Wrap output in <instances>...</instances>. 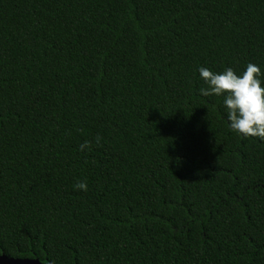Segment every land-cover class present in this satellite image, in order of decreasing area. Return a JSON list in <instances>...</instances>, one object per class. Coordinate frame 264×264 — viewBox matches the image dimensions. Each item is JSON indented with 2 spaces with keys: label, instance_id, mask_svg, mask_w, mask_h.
I'll return each mask as SVG.
<instances>
[{
  "label": "trees",
  "instance_id": "trees-1",
  "mask_svg": "<svg viewBox=\"0 0 264 264\" xmlns=\"http://www.w3.org/2000/svg\"><path fill=\"white\" fill-rule=\"evenodd\" d=\"M249 62L264 0H0V256L264 264V139L198 91Z\"/></svg>",
  "mask_w": 264,
  "mask_h": 264
},
{
  "label": "clouds",
  "instance_id": "clouds-1",
  "mask_svg": "<svg viewBox=\"0 0 264 264\" xmlns=\"http://www.w3.org/2000/svg\"><path fill=\"white\" fill-rule=\"evenodd\" d=\"M198 72L206 85L198 90L199 93L204 96L223 97L228 126L243 138L264 139V83L260 79V67L249 62L240 73L231 67L214 72L204 66H200ZM100 140L99 136L94 138L96 144ZM90 143L85 140L80 144V150L84 151ZM73 187L75 190L86 191L88 186L81 180Z\"/></svg>",
  "mask_w": 264,
  "mask_h": 264
},
{
  "label": "water",
  "instance_id": "water-1",
  "mask_svg": "<svg viewBox=\"0 0 264 264\" xmlns=\"http://www.w3.org/2000/svg\"><path fill=\"white\" fill-rule=\"evenodd\" d=\"M0 264H43L39 259H20L9 257L7 255L0 256Z\"/></svg>",
  "mask_w": 264,
  "mask_h": 264
},
{
  "label": "flooded vegetation",
  "instance_id": "flooded-vegetation-1",
  "mask_svg": "<svg viewBox=\"0 0 264 264\" xmlns=\"http://www.w3.org/2000/svg\"><path fill=\"white\" fill-rule=\"evenodd\" d=\"M44 264V263H43Z\"/></svg>",
  "mask_w": 264,
  "mask_h": 264
}]
</instances>
